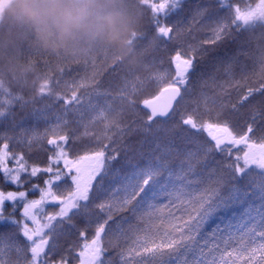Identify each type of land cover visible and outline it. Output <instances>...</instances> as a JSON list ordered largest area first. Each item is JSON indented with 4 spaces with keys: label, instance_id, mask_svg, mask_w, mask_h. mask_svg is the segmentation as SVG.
<instances>
[{
    "label": "snow or ice",
    "instance_id": "obj_1",
    "mask_svg": "<svg viewBox=\"0 0 264 264\" xmlns=\"http://www.w3.org/2000/svg\"><path fill=\"white\" fill-rule=\"evenodd\" d=\"M217 3L219 11L229 15L216 22L211 36L197 45L188 44L186 53L184 44L174 40V26L167 23L169 6L145 0L144 6L153 13L155 39L174 42L176 50L171 55L174 75H153L157 86L142 100L143 110L130 101L139 121L121 125L118 119L109 120L110 109H101L93 122L104 121L103 135L90 136L85 131L80 138L94 136L93 143L73 154L67 147L70 137L61 134L57 116L53 137L47 139L51 147L40 146L51 152L45 166L30 165L23 151H12L7 140L0 143V264H71L73 260L76 264H116V258L120 264H264V134L253 139L254 124L238 134L227 119H220L222 113L215 120L203 121L181 113L173 128L164 127L177 113L195 56L208 52L205 45L215 48L230 39L246 55L247 44L240 41L245 28L264 21V0L254 7L248 0L243 9L226 0ZM180 4L181 0H172L170 7L176 10ZM138 39L146 37L142 33ZM112 66L120 65L112 62ZM52 83L48 70L42 87L31 98L51 95ZM85 86L83 81L76 85L77 89ZM0 94V117L5 116L6 106L27 103L23 93H13L2 84ZM257 94L259 99L251 108L264 118V84L250 88L232 107ZM56 98L63 100L66 112L69 105L81 104L77 91L70 97L57 93ZM179 128L203 133L205 138L195 141L194 149H186L177 166L168 157ZM139 134L145 137L139 141L141 148L145 144L154 147L150 159L133 164L128 153L135 148L125 137ZM117 135L121 147H113ZM27 146L31 151L32 139ZM122 152L125 162L117 167ZM217 155L222 159L217 161ZM38 177H44L42 187L31 183ZM62 184L67 185L63 190ZM100 191L106 194L104 199L96 195ZM37 192L38 198L29 199ZM6 207L11 211L6 213ZM48 207L53 211L45 214ZM229 213L226 220L204 231L211 218ZM10 228L16 231H6ZM73 231L76 240L60 253V239ZM109 252H115V257L106 259Z\"/></svg>",
    "mask_w": 264,
    "mask_h": 264
},
{
    "label": "trees",
    "instance_id": "obj_2",
    "mask_svg": "<svg viewBox=\"0 0 264 264\" xmlns=\"http://www.w3.org/2000/svg\"><path fill=\"white\" fill-rule=\"evenodd\" d=\"M8 2L0 11V84L11 87L13 93H23L27 103L6 106L5 116L0 117V143L7 140L12 151H23L30 165H46L47 156L51 152L42 150L40 146L50 148L47 139L53 137L52 128L57 123V116L60 117L61 134L67 133L70 137L67 147L75 154L93 143L94 136L91 139L80 138L85 131L90 136L103 135L104 121L97 119L93 122V117L101 109H110L107 111L109 120L118 119L121 125H127L133 120L139 121L140 117L130 101L134 100L139 106L143 99L149 98L157 86L153 79L155 73L174 75L171 55L175 53L176 45L174 42L165 44L162 38L155 39L157 33L153 25V13L149 7L144 6L145 0H95L92 12L99 14L114 11L119 14L114 27L77 30L67 35L53 31L49 42L37 34L31 23L8 14L4 10ZM150 2L169 6L167 23L174 26V40L184 44L186 53L188 44L197 45L206 36H211L210 29L218 20L229 15L227 11H219L217 0H181L176 10L170 7L172 0ZM226 2L244 8L248 0ZM253 2L255 0H250L251 5ZM261 22L264 26V21ZM252 26L246 27L240 38L241 43L247 44L246 55L238 51L239 44L226 39L215 48L205 45L208 52L195 56L186 90L177 104V113L167 121L165 128L171 129L179 123L181 113L185 116L192 114L200 121L215 120L222 113L220 119H227L238 134H243L249 124H254L255 130L251 135L253 139L259 140L264 134V118L251 108L252 103L259 99L258 94L242 105L232 107L250 88L256 89L264 84V28ZM142 33L146 37L143 41L138 39ZM112 62H118L120 66L113 67ZM48 70L53 74L52 94L32 99L42 87L44 73ZM82 81L87 86L77 89L76 85ZM72 91H77L81 104L69 105L66 112L63 100H57L56 94L70 97ZM122 95L127 96V99H121ZM118 103L121 110L116 107ZM144 138L143 134L125 137L135 148V151L128 153V159L133 164L146 162L152 157L154 144H145L142 148L139 145V141ZM204 138L205 134L192 129H176L169 161L178 166L184 159V151L194 149V142ZM29 139H32L31 151L27 146ZM115 141L113 147L122 146L119 135ZM215 159L219 161L222 157L217 155ZM124 162L122 152L116 166ZM43 178H33L31 183L42 187ZM66 187L60 185L61 190ZM38 195V192L30 195L29 199L38 198ZM96 195L104 199L106 194L100 191ZM5 211L7 213L11 208L6 207ZM52 211L48 207L45 214ZM16 215L18 217L19 212ZM231 215L229 213L211 218L204 231L209 232L214 225ZM78 223L83 227L82 221ZM6 231L15 232L16 229ZM76 238L75 231L62 237L60 253ZM112 257H115V252H109L106 259ZM71 264L76 262L73 260ZM116 264H120L118 258Z\"/></svg>",
    "mask_w": 264,
    "mask_h": 264
},
{
    "label": "clouds",
    "instance_id": "obj_3",
    "mask_svg": "<svg viewBox=\"0 0 264 264\" xmlns=\"http://www.w3.org/2000/svg\"><path fill=\"white\" fill-rule=\"evenodd\" d=\"M95 0H9L4 9L13 17L31 23L49 42L53 31L67 35L77 30L111 29L118 13H94Z\"/></svg>",
    "mask_w": 264,
    "mask_h": 264
},
{
    "label": "rangeland",
    "instance_id": "obj_4",
    "mask_svg": "<svg viewBox=\"0 0 264 264\" xmlns=\"http://www.w3.org/2000/svg\"><path fill=\"white\" fill-rule=\"evenodd\" d=\"M7 1H8V0H1V1H0V11H1L2 8L4 7V5L7 3ZM257 3H259V2H257ZM257 3H256V4H257ZM256 4H254V5H252V6L254 7ZM241 9H243V8H241ZM257 22H258V21H257ZM256 28H258V27H256ZM126 94H128V93H126ZM126 97H127V96H126ZM141 102H142V101H141ZM141 102H140V104H139V107L143 109V106H142V103H141ZM116 107H117L118 109H120V110L122 109L120 103H118ZM50 147H51V146H50Z\"/></svg>",
    "mask_w": 264,
    "mask_h": 264
}]
</instances>
